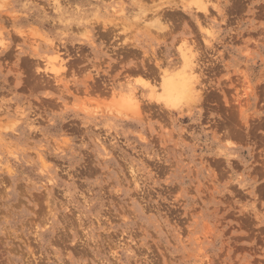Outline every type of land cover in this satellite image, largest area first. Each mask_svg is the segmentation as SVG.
<instances>
[{"label":"rangeland","instance_id":"obj_1","mask_svg":"<svg viewBox=\"0 0 264 264\" xmlns=\"http://www.w3.org/2000/svg\"><path fill=\"white\" fill-rule=\"evenodd\" d=\"M207 3L0 0V264H264V3Z\"/></svg>","mask_w":264,"mask_h":264},{"label":"clouds","instance_id":"obj_2","mask_svg":"<svg viewBox=\"0 0 264 264\" xmlns=\"http://www.w3.org/2000/svg\"><path fill=\"white\" fill-rule=\"evenodd\" d=\"M254 3H264V0H254ZM213 7L216 8V10L218 12H220V8L218 7L217 4L212 3V0H208L207 4H202L200 5V10L205 12V14H207V8L208 7ZM59 5H58V0H57V11H59ZM119 15H123L122 12L118 13ZM134 19H139V17H134ZM197 24H199V21H197ZM156 25H159L158 27V32L163 33L167 31V26L163 25V24H159V21L156 20L153 22V27H155ZM212 27L211 28H200V32L203 33L206 37H208V39L205 40V44L207 45L208 48H212L213 47V42H221L223 39V36L228 35V33H230L232 30L229 29L228 33H224L223 30L220 28V24L217 23L215 20L212 21ZM259 27L264 28V25H260ZM159 43H163V41H159ZM247 43H254V41H248ZM8 48V44L7 42H3L2 43V50H0V55H3V52L6 51ZM199 55L198 52H194L193 53V60L196 59V57ZM126 67L130 68V67H134V65H126ZM192 69L195 70L199 67L198 64L196 63H192L191 65ZM192 79L194 81V84H200V78L198 75L194 74L192 76ZM241 187H243V185H241ZM65 211H67V209H65ZM48 231V227H44V228H39L37 229V231L35 232L36 238L37 240H40L42 238V233ZM88 239H92L91 236L88 237ZM112 257L115 259V261L118 262V264H124V262L120 261V256L116 253V252H112L111 253ZM51 264V262H50ZM56 264H76V262L73 260V258L71 256H67V257H61V255L59 253L56 254ZM93 264H95V262H93Z\"/></svg>","mask_w":264,"mask_h":264},{"label":"bare ground","instance_id":"obj_3","mask_svg":"<svg viewBox=\"0 0 264 264\" xmlns=\"http://www.w3.org/2000/svg\"><path fill=\"white\" fill-rule=\"evenodd\" d=\"M159 12V11H158ZM157 12V14H158ZM166 15V14H165ZM163 17V16H162ZM173 18V17H172ZM162 19V18H161ZM172 25V24H171ZM127 45V44H126ZM125 46V45H124ZM131 52V51H130ZM47 81V79H45ZM175 83L172 81V79L170 78L169 80L165 79V81H163V90L166 92V96H171L173 92H175ZM188 94V93H187ZM168 97H166L167 99H169ZM172 97V96H171ZM164 98V97H163ZM128 101V100H127ZM133 102V100H132ZM133 104V103H132ZM250 130V129H249ZM1 249V248H0Z\"/></svg>","mask_w":264,"mask_h":264},{"label":"snow or ice","instance_id":"obj_4","mask_svg":"<svg viewBox=\"0 0 264 264\" xmlns=\"http://www.w3.org/2000/svg\"><path fill=\"white\" fill-rule=\"evenodd\" d=\"M138 83H142L141 81H138Z\"/></svg>","mask_w":264,"mask_h":264}]
</instances>
